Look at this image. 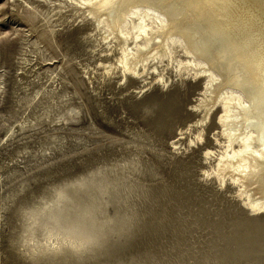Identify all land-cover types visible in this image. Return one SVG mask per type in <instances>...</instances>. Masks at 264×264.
I'll return each mask as SVG.
<instances>
[{"label":"rangeland","instance_id":"obj_1","mask_svg":"<svg viewBox=\"0 0 264 264\" xmlns=\"http://www.w3.org/2000/svg\"><path fill=\"white\" fill-rule=\"evenodd\" d=\"M84 10L0 0V264H264V212L203 172L205 79L122 77Z\"/></svg>","mask_w":264,"mask_h":264},{"label":"bare ground","instance_id":"obj_2","mask_svg":"<svg viewBox=\"0 0 264 264\" xmlns=\"http://www.w3.org/2000/svg\"><path fill=\"white\" fill-rule=\"evenodd\" d=\"M59 1L86 10L102 42L118 51L122 77L151 70L164 85V71L171 67L205 79V95L195 108L203 109L201 123L214 108H221L217 121L223 139L216 138V167L203 172L214 176L220 187L226 180L234 184L246 208L263 213L264 0ZM47 235H61L68 246L82 241L53 229Z\"/></svg>","mask_w":264,"mask_h":264}]
</instances>
